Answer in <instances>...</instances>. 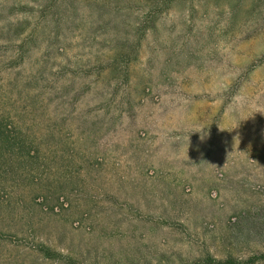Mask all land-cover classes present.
Here are the masks:
<instances>
[{"label":"rangeland","instance_id":"obj_1","mask_svg":"<svg viewBox=\"0 0 264 264\" xmlns=\"http://www.w3.org/2000/svg\"><path fill=\"white\" fill-rule=\"evenodd\" d=\"M264 264V0H0V264Z\"/></svg>","mask_w":264,"mask_h":264},{"label":"trees","instance_id":"obj_2","mask_svg":"<svg viewBox=\"0 0 264 264\" xmlns=\"http://www.w3.org/2000/svg\"><path fill=\"white\" fill-rule=\"evenodd\" d=\"M224 264V263H223ZM228 264V263H227ZM231 264V263H230Z\"/></svg>","mask_w":264,"mask_h":264}]
</instances>
